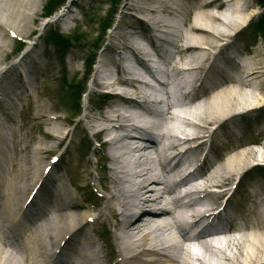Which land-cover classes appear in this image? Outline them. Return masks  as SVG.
Instances as JSON below:
<instances>
[{
	"label": "bare ground",
	"instance_id": "obj_1",
	"mask_svg": "<svg viewBox=\"0 0 264 264\" xmlns=\"http://www.w3.org/2000/svg\"><path fill=\"white\" fill-rule=\"evenodd\" d=\"M241 2L125 0L127 11H139L152 25L170 29L167 35L175 39L165 76L186 74L191 79L192 95L183 96L179 106L185 117L182 123L189 130L173 133L168 130L167 120L178 119L171 111L173 100L177 103L180 99L177 93L181 89L167 91L166 84L162 95L156 97L151 93L150 85L142 84L140 73L148 75L153 72L134 43L135 38L146 36L147 28L142 23L139 26L135 24L132 15L127 18L130 21L122 19L128 22L124 32L127 41L116 49L109 46L103 56L106 64L102 66H112L118 71L117 62L130 58L135 67L131 68L128 79L118 77L114 83H109L107 79L111 94L99 95L104 101L111 102L109 106H99L94 112L91 108L84 109L83 116L72 129V117H60L61 111L53 108L42 109L35 117L31 116V122L35 121L37 126H44L46 130L42 133L43 140L38 142V146L43 148L32 149L26 143L20 148V153L27 155L25 165L15 163L14 151L6 160L8 156L0 137V222L7 223L12 230L21 231L25 228L22 226L24 217L20 220L18 216H25L29 209L36 207L34 201H51L43 217L35 210L33 219L18 239L0 237V264H55L62 254L70 255L69 258L65 256L68 258L65 264H164L160 252L172 253L174 264H264V211L260 210L264 208V186L258 183L257 170H247L252 161L260 167L264 166V154L248 148L256 145L264 151V126L258 127L255 132L250 127L264 118L261 114L264 110V86L254 85L258 82L256 80L264 82V72L252 56L242 64L235 60L239 50L235 45L237 35L232 36L241 32L243 25L255 16L254 11L248 10V1L243 8L239 7ZM76 5V0H69L63 11L55 16V21L64 20L71 12L70 6L75 8ZM211 9L221 14L215 16ZM223 9L232 11L233 20L223 15ZM40 11L41 0H0V29L21 34L32 29L41 16ZM161 13L170 19L168 23L163 21L164 18H157ZM175 15L181 17L180 25L179 21H174ZM48 24L43 21L38 29ZM119 29L118 25L114 31ZM115 35L111 33L108 39L116 38ZM223 39L227 42L222 43ZM2 41L0 65L7 56V45ZM16 43L17 50L20 44ZM167 45L172 43H165ZM157 49L164 59L165 47L157 45ZM27 54L24 53L10 67L7 76L15 75L18 79V68L28 76L34 74L35 70L32 72L31 69L38 66L39 58L25 62L23 58ZM233 64L236 66L233 67ZM184 66L187 69L181 70ZM4 73L0 75L1 80L6 77ZM96 76L97 72L91 85L100 89ZM26 77L10 85L26 92L31 87L25 84ZM150 77L155 78L153 75ZM56 80L63 83L61 87L64 88L65 81L60 77ZM168 82L171 85L172 79ZM41 88L45 91V98L51 99L53 93L50 86L42 85ZM243 88H256L257 95L249 96L242 91ZM94 91H91L93 95H97L98 91ZM2 93L4 101L0 102V110L4 123L0 126V135L6 122L16 117L15 105L10 98L14 90L3 89ZM169 99H172L171 103ZM153 103L158 106L164 103L167 112L165 117L159 116L155 123L150 109ZM238 119H242L243 123L249 120L250 124L245 128L246 135L235 138L244 129L241 124H236ZM150 129L158 131V144L151 141V133L147 131ZM139 131L145 139H141L144 136L139 135ZM128 132H132L135 138L129 137ZM178 134L183 136L182 139ZM220 136L234 138L219 144ZM89 137L100 143V148L92 151L99 158L93 168L97 172L95 178L90 172L94 163L88 159L91 148ZM136 138L141 146L128 144V140ZM67 139L70 148L65 147L56 155ZM189 145L194 146L178 153L181 146ZM148 147L154 148L153 158L145 154ZM73 148L79 152V157L72 156L67 169L72 180L77 182L69 180L73 182L75 193L67 189L62 176L58 175L60 172L54 179L62 161ZM28 154L33 157L31 160ZM52 155H56L55 162L49 160ZM198 156L192 171L181 178L187 162H195ZM154 158L160 164L158 169L153 163ZM182 163L185 166L182 167ZM6 168L7 174H4ZM236 179L240 180L239 185L233 189ZM247 181L250 186H247ZM162 185L168 190L184 189L175 199H170L172 208L167 213L149 214L146 205L152 202L150 196L155 192L154 188ZM244 186L252 192L245 189L240 195ZM211 189L219 191L215 194ZM30 196L31 200L26 204ZM238 197L243 203L238 202ZM21 200H25L22 207L19 204ZM203 203H207L206 207L218 208L207 217L206 211L200 207ZM239 207L243 212L239 213ZM137 209L139 211L135 216L133 210ZM145 214L149 219L143 221ZM92 215L98 223L101 245L92 239L89 232H84L85 223L92 219ZM205 219V223L200 225ZM238 219L244 223L243 226L236 225ZM168 230H176L179 235H185L188 230L195 231L194 241L200 254L197 256L186 249L181 239L177 240L171 232L162 236L161 233ZM244 231L247 234L241 233ZM210 233L222 236L207 240L212 236ZM150 235L154 237L149 238ZM153 250H158V253ZM58 251L62 254H56ZM146 257L150 259L148 262L144 261Z\"/></svg>",
	"mask_w": 264,
	"mask_h": 264
},
{
	"label": "rangeland",
	"instance_id": "obj_2",
	"mask_svg": "<svg viewBox=\"0 0 264 264\" xmlns=\"http://www.w3.org/2000/svg\"><path fill=\"white\" fill-rule=\"evenodd\" d=\"M68 1L69 0H51L50 2V0H41V16L36 19V22L32 25V29H28L27 31L25 30L21 34L16 31V34L14 33L10 35L9 31L5 32V30L0 29V40H3L2 42L7 45V51H5V54L7 56L0 65V75L5 72L4 74H6L7 76L10 71V67L14 65L15 62L19 61L26 52H28V54L25 56L26 59L25 57L23 58L25 62H28V60H30L31 58H39V61L41 62L37 66L39 71H37V75L35 73V85L33 87V90L30 91L31 96L27 98L29 94H26L25 92H16V96H10L13 104L15 105L14 110L16 112V117L14 120L6 122L5 131H9L13 135V138L15 140L13 150L15 152L14 161L17 165H25L24 160H26L27 155L20 153V148H23L25 143L32 149L38 147L43 148V146H38V142H41V140H43L42 133H44L46 128L44 126H37L35 121L31 122V116L35 117L41 112L42 109L48 110L49 108H53L55 111H61L59 113L60 117H72L73 122L70 125V128L72 129L74 128L79 118L83 116L84 109L91 108L92 112H94L95 109L99 108V106L107 107L110 105L111 102L109 103L104 100L100 101V99H98L96 95H93L92 92L93 89H95V86L91 85V83H93L95 71L94 67L89 68L85 64V62L91 59L95 61V65H97L99 60L101 61L103 59V56L105 55V52L109 46L116 49L122 44L125 45L127 40L124 39V32H126L127 30V21H130L129 19H127L128 16L132 15V21H134L135 24L137 23L138 26L140 23H142V21L137 19V17H141L147 20V18L139 11H127L125 9V0H76L77 5L75 8H72V6H70V11L72 10L73 13L70 12L71 15H68V17H66V20L69 17H80L82 18V21L75 23V26L71 30L62 29L64 24H61V21H56L55 23L38 29V26L44 20L47 22L51 19H42L44 10L48 6L49 2L50 9L58 2L57 7L59 8L52 16L55 17L57 14L63 11L65 6L68 4ZM261 1L264 0H248V10L254 11L255 16L253 17V19L249 20L245 25H243V28L241 29L242 31L237 35L235 45L239 50L237 51V53L241 55L243 53L249 54L250 57H254V60L258 64H260V66L264 67V8L260 3ZM78 9H80L81 12L77 13ZM184 16L185 14L183 13L182 20ZM157 18H166V15L161 13ZM122 19H126L127 21L123 22ZM261 21H263V25L260 27H263V29H259V24L261 23ZM118 25L120 26V29L115 32L114 30ZM142 25L140 27H143ZM54 30H56L57 32L55 33ZM168 31H170V29L166 30V32ZM113 32L116 33V38L108 39L109 35ZM55 35H62L63 38L68 41V43L73 44V47L68 48L66 46V43H59L57 47L54 44L55 41L53 39ZM165 40L173 42L175 39H167V37L165 36ZM224 41L226 42V39H223L222 43H224ZM16 42H19L23 45V48H21L23 49V51L15 52L17 48L16 45L18 44ZM26 43H28V46H26ZM81 44L85 46L79 47V45ZM29 45H31V49L29 48ZM66 50L70 51L64 56L63 54ZM169 57L170 56H167V59H169ZM235 60L239 63L242 62V60L239 61V59ZM235 66L236 65L233 64V67ZM165 69L167 70L166 65ZM262 69L264 72V68ZM58 77H60L62 81H65L64 88L61 87L63 83H59V81L56 80V78ZM178 78L179 76L177 75L170 76V79H172L173 89H177ZM8 81L9 78L7 77L3 78L2 80L0 78V90L3 91ZM256 81L258 82H254L255 86H264V82H261L260 80ZM42 85L50 86L51 92L53 93L51 99L47 100L45 98V91L43 88H41ZM70 85L74 88L70 87L68 89L67 87ZM255 89L256 88H243L242 91L249 96H256L257 93ZM260 95H262V93ZM0 99H4L3 93L1 91ZM74 103L79 104L77 111L75 108H72ZM42 106H44L45 108H41ZM12 111L10 113H12ZM72 114L76 115L73 116ZM261 114H264V110L261 111ZM162 116L165 117L164 115ZM3 117L4 116L2 114V111L0 110V118H2V121L4 119ZM177 120H167V128L172 133L176 132L179 128L178 126H180L181 122L179 119ZM242 124V127L244 129L242 130L243 132L240 134V137L246 135L245 128L250 124V121H244V123L242 122ZM263 126L264 118L262 121L254 122L253 126L250 127L251 129H253L252 132H255L257 131L258 127L260 128ZM88 139L91 141V148L88 154V159L92 164L94 163L93 165H91L92 168L90 169V172L95 178L97 177V172L94 171L93 168L95 166V162H98V156L97 154H93L92 151L98 150L100 143L90 137ZM230 140L231 138L229 136L228 138H222L223 143ZM260 142H262L261 139ZM16 144H18L17 147ZM69 144L70 141L69 139H67L63 147L60 148L56 154H60L63 149H65V147L70 148ZM248 148H252V146ZM252 149L256 150L259 154H264V151L261 150V147H254ZM78 153L75 152L74 148L72 150L70 149L69 153L66 155V159L62 161L61 166L59 167V174L62 176V182L65 184L67 189L73 193L76 192V190L73 189L72 186L73 182H77L74 179L72 180V177H70V173L67 169V164H69L68 162L71 161L72 156L77 157ZM29 157L30 155L28 154V158ZM41 157L45 158L46 156L42 155ZM32 158L33 157H30L29 159L31 160ZM255 164L256 162L252 161V166H254ZM253 170L258 171L256 175L258 176L257 180L260 181L258 183L264 186V184H262L264 183V170H258L257 168L251 169V171ZM65 173L69 176V179L65 175ZM69 180L73 182L70 183ZM246 184L247 186H250L249 181H247ZM247 186L242 187L240 195L245 192V189H247L248 192H252ZM237 200L240 204L243 203L241 198L238 197ZM39 202L40 201H36V205ZM21 203L22 200L21 202H19V204ZM241 212H243V209L239 207V213ZM91 217L93 218V223L86 222L85 224H87V227L84 231H89L90 233L95 234L99 230V228L97 227L98 223L96 222L94 215H92ZM243 224L244 223L241 221V224L239 225L243 226ZM241 233L244 234L245 231ZM98 241L101 245V240Z\"/></svg>",
	"mask_w": 264,
	"mask_h": 264
},
{
	"label": "trees",
	"instance_id": "obj_3",
	"mask_svg": "<svg viewBox=\"0 0 264 264\" xmlns=\"http://www.w3.org/2000/svg\"><path fill=\"white\" fill-rule=\"evenodd\" d=\"M263 2H264V1H261V3L264 5ZM262 24H263V23H262ZM262 24H261V25H262ZM261 25H260V26H261ZM260 26H259V29H263V27H260Z\"/></svg>",
	"mask_w": 264,
	"mask_h": 264
}]
</instances>
